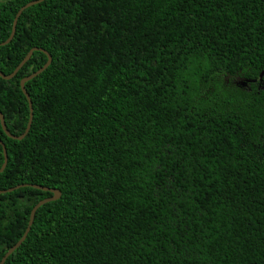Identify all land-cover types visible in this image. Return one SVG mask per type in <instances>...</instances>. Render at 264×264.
I'll return each instance as SVG.
<instances>
[{
    "label": "trees",
    "instance_id": "16d2710c",
    "mask_svg": "<svg viewBox=\"0 0 264 264\" xmlns=\"http://www.w3.org/2000/svg\"><path fill=\"white\" fill-rule=\"evenodd\" d=\"M30 1L0 3V42ZM33 47L52 63L25 84L26 137L0 120V190L62 195L5 264H264V0H44L0 71ZM47 60L0 76L14 135ZM51 196L0 194V262Z\"/></svg>",
    "mask_w": 264,
    "mask_h": 264
},
{
    "label": "water",
    "instance_id": "95a60500",
    "mask_svg": "<svg viewBox=\"0 0 264 264\" xmlns=\"http://www.w3.org/2000/svg\"><path fill=\"white\" fill-rule=\"evenodd\" d=\"M44 0H32L28 3H26L25 5H23L19 10L18 12L16 13L15 15V18H14V21H13V28H12V32L10 34V36L8 37V39H6L5 41L3 42H0V46H3V45H6L8 43H10L12 41V39L14 38L15 36V33H16V28H17V23H18V20L20 18V16L22 15V13L29 7L35 5V4H38V3H41L43 2ZM37 50H41L43 52H45L48 56V60L47 62L41 67L39 68L37 71L33 72L32 74H30L29 76L23 78L20 82V86H21V89L24 93V95L26 96L27 100H28V103H29V108H30V117H29V121H28V124H27V127L25 129V132L21 135H14L12 134L9 129L7 128V124H6V121H5V116L2 112H0V120H1V125H2V128L4 130V132L10 137V138H13L15 140H22L23 138L26 137V135L29 133L31 127H32V122H33V118H34V108H33V101L31 99V96L30 94L28 93L27 89H26V82L30 81L31 79L35 78L36 76H38L39 74H41L43 71H45L49 66L50 64L52 63V55L46 51L45 49L43 48H38V47H33L29 52L28 54L26 55V57L21 61V63L15 68V70L7 75L5 73H3L2 71H0V76L5 79V80H11L12 78H14L16 76V74L19 72V70L31 59L33 53ZM263 74H264V71H263ZM262 74V75H263ZM0 144L2 145L3 147V152H4V163L3 165L1 166L0 168V173L4 171V169L6 168L7 166V163H8V151H7V148H6V145L5 143L0 139ZM24 186H32V187H35V188H38V189H42V190H45V191H50L52 192L53 196L51 197H48V198H45L43 200H40L32 209L31 211V215H30V220H29V223H28V226L25 230V233L23 234V236L21 237V239L15 243L11 248H9V250L5 253V255L3 256L0 264H5L6 260L8 259V257L17 249L21 246V244L26 240L31 228H32V225L34 223V220H35V216H36V212L37 210L45 205L46 203L48 202H51V201H54V200H57L61 197L62 193L59 189H55V188H50V187H46V186H43V185H39V184H29V183H24V184H20V185H17L15 187H11L9 189H5V190H0V194L2 193H7V192H12L20 187H24Z\"/></svg>",
    "mask_w": 264,
    "mask_h": 264
},
{
    "label": "rangeland",
    "instance_id": "374dc122",
    "mask_svg": "<svg viewBox=\"0 0 264 264\" xmlns=\"http://www.w3.org/2000/svg\"><path fill=\"white\" fill-rule=\"evenodd\" d=\"M7 1V0H0V3ZM228 79V78H227ZM234 82L240 86H246L247 84L240 78L234 79ZM259 86L264 87V74L262 75V78L259 81Z\"/></svg>",
    "mask_w": 264,
    "mask_h": 264
}]
</instances>
